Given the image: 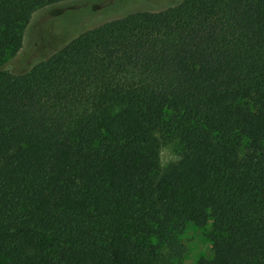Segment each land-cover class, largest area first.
Segmentation results:
<instances>
[{"label": "trees", "instance_id": "obj_1", "mask_svg": "<svg viewBox=\"0 0 264 264\" xmlns=\"http://www.w3.org/2000/svg\"><path fill=\"white\" fill-rule=\"evenodd\" d=\"M0 0V67L34 15ZM178 157L161 169L160 150ZM264 264V0H178L0 69V264Z\"/></svg>", "mask_w": 264, "mask_h": 264}, {"label": "rangeland", "instance_id": "obj_2", "mask_svg": "<svg viewBox=\"0 0 264 264\" xmlns=\"http://www.w3.org/2000/svg\"><path fill=\"white\" fill-rule=\"evenodd\" d=\"M178 0H102L92 4L59 6L34 15L23 33V43L17 52L8 51L2 66L3 71L22 73L35 63L49 57L86 29L103 22L117 19L144 8H163ZM161 169L178 160L170 146H163L159 155ZM212 223L203 227L186 224L177 236L185 253L179 264H196L201 258H210Z\"/></svg>", "mask_w": 264, "mask_h": 264}]
</instances>
